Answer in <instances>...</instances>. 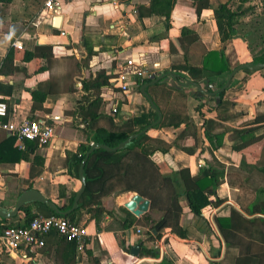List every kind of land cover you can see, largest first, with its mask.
I'll return each instance as SVG.
<instances>
[{
  "label": "crops",
  "instance_id": "crops-1",
  "mask_svg": "<svg viewBox=\"0 0 264 264\" xmlns=\"http://www.w3.org/2000/svg\"><path fill=\"white\" fill-rule=\"evenodd\" d=\"M46 1L13 0L10 6L3 9L0 18V67L16 43L22 44L20 50L29 51L37 46H51L58 60L52 71L36 76L28 75V64L17 60L16 66L20 70L13 77L0 76V83L3 84L0 86V98L6 101L10 111L5 122L21 123L33 118L47 122L55 129L51 145L39 146L30 155V160L18 162L15 160L18 155L16 149H24L26 142L21 144L18 139H10L9 133L0 127L2 209L13 211L21 195L29 190L38 191L57 207L63 204L60 199L62 185L78 193L82 186L80 177L75 176L68 155L77 154L81 145H88L90 136L98 135L99 130L136 135L133 120L157 113L141 92L146 84L138 89L137 80L143 83L146 79L140 77L139 72L144 69L158 77L167 74L178 77L182 73L176 72L174 66L184 65V54L188 50L192 51L191 56L194 55L200 64L207 54L213 52L223 54L228 63L229 71L213 78L211 83L201 84L204 91L202 96L194 87L177 90L166 84L170 90L189 95L188 113L203 128L202 132L206 129L207 121L211 131L227 130L225 149L216 152V157L226 165L239 163L241 157L230 149L264 135V70L238 72L230 86L222 92L226 107L217 108L222 101L220 90L231 73L243 65H257L254 58L262 57L264 52L259 49L261 51L253 54L242 38L222 42L213 9L204 10L196 22L193 3L178 0L169 21L166 16L158 14L140 18V9L146 11L151 7L152 0H59L61 7L54 12L46 11ZM254 5L257 6L256 12L243 18L247 22L255 15L264 14L262 0H257ZM185 26L194 29L198 37L195 44L191 45L187 38H183ZM84 36L96 53L92 57H89L84 46ZM82 61H86V67L79 71L75 63ZM129 61L133 62L132 66L128 65ZM75 70L78 75L64 79ZM100 71L108 73L110 86L100 93L104 103L101 108L103 115L92 122L91 134L86 138L74 128L73 124L78 118L71 113L76 112L78 102L87 95L81 89L83 81L95 78ZM121 74L129 79L131 92L128 94L122 92L118 83ZM54 78L55 82L61 84L74 80L75 91L50 96L44 103V110L32 113V91L46 90ZM115 108L118 113L113 115ZM156 127L147 133L168 144L175 143L186 132L185 125L180 128ZM238 132L242 135H237ZM131 144L117 152L103 150L104 153L94 156L93 153L86 164L84 173L87 168L88 174L95 179L103 177L101 183L91 184L92 194L85 192L80 201L84 209L77 221L88 229L83 250L79 246L76 250L51 233L46 238L45 248L41 250L22 248L10 255L0 245V264H94V258L99 264H253L254 261L264 264V248L253 247L249 239L238 234L228 232L230 239L223 236L220 219L230 217L233 209L244 214L235 201L238 192L227 183H222L216 190V196L210 198L212 202L221 201L220 205L208 206L200 216L190 211L186 198L182 197L174 206L179 216L175 226L186 232V238H181L176 231L168 228L160 239H150L144 219L148 217L150 223L158 222L165 210L172 206L175 195L164 187L163 177L156 165L166 162L174 169L188 170L191 177H196L203 171L206 160H211V155L201 154L200 150L190 155L173 147L166 155L156 154L154 158H149L139 149L129 151ZM182 145L195 149V141L190 136L185 138ZM135 195H141L151 202L149 212L141 218L125 207ZM98 204L105 210L99 225L95 220ZM28 205L32 212L42 213L38 203ZM21 217L19 213L14 218ZM5 221L0 217V228L4 227ZM227 243L233 246L231 250L227 249ZM136 246L141 247L138 258L131 254ZM87 249L92 251L93 258L89 257ZM150 249L158 255L142 256L144 250Z\"/></svg>",
  "mask_w": 264,
  "mask_h": 264
},
{
  "label": "trees",
  "instance_id": "trees-1",
  "mask_svg": "<svg viewBox=\"0 0 264 264\" xmlns=\"http://www.w3.org/2000/svg\"><path fill=\"white\" fill-rule=\"evenodd\" d=\"M190 1L193 3L196 10V22L199 20L204 10H214L216 24L222 42H228L234 38H242L248 44L253 54L261 50L264 52V14L262 16H253L252 20L249 22L243 19L249 16V14H254L256 12L257 6L254 5V2L257 0H225V2H223V0ZM12 2L13 0H0V18L2 17L3 9L10 6ZM177 2L178 0H152L150 8L146 9V11L140 9V18L158 14L166 16L167 20L170 21L171 14ZM262 3L264 7V0H262ZM246 4L249 5L247 6ZM191 28V26H185L182 34L183 38H187L186 40L192 45L198 41V37L194 29ZM84 46L87 49L89 57L96 54L93 48L89 46L85 36ZM191 54L192 51L188 50L184 54V65L174 66L176 72L182 73V75L178 77L183 83L189 81L196 82L200 85L207 82L211 83L213 78L221 76L229 71L227 60L221 53L213 52L207 54L202 64L196 60L197 58L194 55L191 56ZM17 60H21L28 64L26 72L30 76L52 71L58 62L54 56L53 47L51 46H37L32 51L20 50L14 46L9 50L0 67V76L5 78L13 77L18 70H20V68L16 66ZM69 60L74 59L69 58ZM254 63H264V55L262 57H255ZM75 67L81 71L83 67H86V61H82L81 63L76 62ZM245 71L248 73L251 72L249 70ZM76 74L78 75L77 70H75V73L66 75L64 79H71L72 76H76ZM156 78H158V75ZM144 80L143 83H138L139 81L137 80L138 89L151 82L149 79ZM70 81L71 80H68L66 83L61 84L55 82L54 78L53 81L49 83L46 90L41 88L40 90L32 91V113L44 110V103L50 96L74 92L75 82L74 80ZM0 86H3V84L0 83ZM109 86L110 77L106 71H100L95 78L86 79L82 83L81 89L87 95L78 102L76 112L71 114L78 118V121L73 124L74 128L86 138L88 134H91L90 126L92 122L103 115L101 108H103L104 103L100 98V93L103 88ZM148 91L152 96V100L163 114V121L156 129L166 127L180 128L182 125H185L186 132L173 144H168L160 139L153 138L149 133H146L134 140L128 150L132 151L139 149L143 155L149 158H154L156 154L166 155L173 147L180 148L190 155H195L197 150H200L201 154L209 153L211 155V160H206L203 171L196 177H191L188 170H176L166 162H159L156 165L163 177L164 187L175 195L172 206L165 210L164 216L158 222L150 223L148 217L144 219L143 222L148 227V236L150 239H160L163 231L168 228L174 232L176 231L181 238H186V232L182 228L175 226L179 216L174 206L179 203L182 197L186 198L190 211L200 216L202 211L208 206L216 207L220 205L221 201L217 200L216 202H212L210 198L216 196V190L222 183H227L232 190L238 192L235 196V201L245 215L233 209L230 217L220 219V228L224 238L230 239L227 233L231 232L240 235V237L244 239H249L253 247L256 246L260 249L264 248V135L253 138L238 147L231 148L230 151L241 158L239 163L226 165L215 155L216 152L225 149L224 138L227 134L226 129L211 131L207 121L206 129L202 132L203 128L197 125L195 120L191 118L188 113L187 102L189 95L183 91L170 90L167 88L166 84L163 83H158L150 87ZM223 96L224 93L220 95L222 101L217 105L218 109L226 107ZM91 97L94 99L91 100ZM1 100L6 102L2 98ZM198 111L200 112V109ZM30 120L34 119L31 118ZM157 120V113L154 115H142L141 117L135 118L133 120L136 128L134 134L145 131ZM81 126H83L84 129H81L83 128ZM97 134L98 135L93 137L90 136L91 142H89L88 145L82 144L77 154L68 155V162L70 166L72 164L71 167L74 168L77 178L79 177L81 165L91 150L92 143L115 148L133 135L126 132H107L103 130H99ZM236 134L242 135L241 132ZM188 136L193 137L195 149L186 148L182 145V142ZM10 139L16 140L17 137L10 136ZM38 147L37 143L26 141L24 149H16L18 155L15 160L18 162L21 160H30V155L34 154ZM104 152L103 150L97 149L93 156ZM85 176L88 184L86 194L90 195L93 192L91 184L93 182L101 183L103 176H100L99 179H95L88 174L87 168ZM179 190H182L181 193H179ZM76 194V192L70 191L68 186H61L60 199L63 200V204L58 206L60 212L65 213L73 208ZM98 205L99 207L95 220L99 225L105 210L100 204ZM38 207L42 213H34L31 210V206H25L20 212L22 217L5 221L6 224L4 228L28 227L31 221L39 215H57L46 205L38 203ZM83 209L84 204L81 202L79 209L72 214L68 216H57L80 225L77 220ZM43 211H45V213ZM52 234L57 235L61 240L65 241L56 232ZM67 243L78 250L77 242L71 241ZM226 245L228 250L233 248L230 243ZM87 254L90 258H93L92 251L87 249ZM157 255L158 254L152 249L144 250L142 253V256ZM92 262H94V264H99V261L95 258ZM255 263L257 264L256 261H254L253 264Z\"/></svg>",
  "mask_w": 264,
  "mask_h": 264
},
{
  "label": "built area",
  "instance_id": "built-area-1",
  "mask_svg": "<svg viewBox=\"0 0 264 264\" xmlns=\"http://www.w3.org/2000/svg\"><path fill=\"white\" fill-rule=\"evenodd\" d=\"M60 7L59 0H47L45 3V9L48 12H54ZM15 46L22 49V44L20 43H16ZM128 65L132 66L133 62L129 61ZM139 76L155 80L157 74L143 69L139 72ZM128 81L129 79L125 74H121L118 78V83L124 94L131 92ZM117 113L118 110L116 108L113 109V115ZM9 114L10 111L7 103L0 98V127L6 130L10 136H16L21 144L31 141L37 143L40 147H47L53 143L55 138L53 125H49L47 122L39 119L26 120L21 123H17L16 121L4 122V120L9 118ZM91 145H94V143ZM53 232H56L67 242H77L81 250H83L85 240L88 237V229L81 225H77L57 215H39L31 221L28 227L0 228V245L10 255L22 248L41 250L46 246V238Z\"/></svg>",
  "mask_w": 264,
  "mask_h": 264
},
{
  "label": "water",
  "instance_id": "water-1",
  "mask_svg": "<svg viewBox=\"0 0 264 264\" xmlns=\"http://www.w3.org/2000/svg\"><path fill=\"white\" fill-rule=\"evenodd\" d=\"M242 70H249V71H254V72L261 71V70H264V64H261V63L257 64V65L247 64V65H243V66L239 67L238 69H236L235 71H233L229 77L228 82L224 86V88L220 90L221 93L223 91H225L230 86L234 76ZM158 83H163V84L169 83L172 87H174L177 90H183L186 88L194 87L197 89L200 96H202L204 94V91L202 90V87L200 84H198L196 82H192V81L183 83L178 79V77H176L173 74H167L165 76L158 77L157 79L153 80L151 83L146 84L144 87H142L141 92H142L143 96L146 97L148 99V101L151 103L152 107L156 110V112L158 114L157 122L154 123L152 126H150L148 129H146L145 131L131 136L128 140L121 143L116 148H109L108 146L101 145V144H94L92 146L91 150L87 154V157L83 161L81 168H80L79 177H80V181H81L82 186H81V189L78 191V193L75 197V203H74L73 209L71 211H68L65 213L60 212L58 207L53 202H51L48 199H46L45 197H43L38 191L29 190V191H26L23 195H21V197L19 198L18 203H17V205L13 211H7V210L2 209L0 207V217L3 219H6V220L12 219V218L16 217L21 212V210L24 206L31 204V203H39V204L46 205V206L50 207L57 215H62V216H68V215L72 214L74 211L78 210L80 201H81V199H82V197H83V195L87 189V181H86L84 171H85L86 164H87L89 158L91 157V155L97 149L105 150L108 152H117V151H119L125 147H128L134 140H136L137 138L146 134L149 130H151L152 128H154L156 126H159L162 123L163 114L159 110V108L156 106V104L154 103V101L152 100V98L150 97V95L147 92L148 87L154 86ZM150 205H151V202L148 199L142 197L141 195H135L130 199V201L128 203H126L125 207L127 210H129L137 218H141L149 212ZM140 250H141L140 246L133 247L131 254L134 257L138 258L140 256Z\"/></svg>",
  "mask_w": 264,
  "mask_h": 264
}]
</instances>
